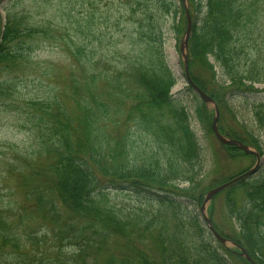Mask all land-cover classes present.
<instances>
[{
	"label": "trees",
	"instance_id": "16d2710c",
	"mask_svg": "<svg viewBox=\"0 0 264 264\" xmlns=\"http://www.w3.org/2000/svg\"><path fill=\"white\" fill-rule=\"evenodd\" d=\"M151 2H126L124 21L134 20L137 34L125 26L128 32L118 37L126 43L102 45L101 33L97 48L107 52L99 55L85 30L93 15L78 12L72 33L55 36L60 28L53 22L18 11L15 2L4 5L0 107L18 113L30 144L26 150L9 144L7 154L1 152L0 179L14 174L18 186L0 199V264H251L217 242L183 204L200 203L206 164L188 113L169 94L174 77L165 64L160 24L179 10L178 38L185 14L171 5L149 8ZM203 2L196 15L201 0H187L194 16L189 76L222 114L234 118L236 127L225 128V135L263 155L264 103L253 107L251 124H245L225 96L256 92L254 85L264 83V0ZM56 38L76 65L65 74L67 81L59 68L35 58L38 48ZM31 76L53 80L45 95L21 93L22 81ZM197 102L195 117L205 124L207 106ZM214 173L220 183L233 177ZM257 173L219 193L233 232L216 224L214 212L209 217L222 236L264 264V169ZM106 186L145 192L144 201L122 210Z\"/></svg>",
	"mask_w": 264,
	"mask_h": 264
},
{
	"label": "rangeland",
	"instance_id": "374dc122",
	"mask_svg": "<svg viewBox=\"0 0 264 264\" xmlns=\"http://www.w3.org/2000/svg\"><path fill=\"white\" fill-rule=\"evenodd\" d=\"M184 1L187 4V0ZM194 1L195 3H199L200 0ZM10 2H15L18 11H25L30 14L32 18L53 22L57 28H60L55 36L62 34L64 37H68L67 34L72 33L74 19L77 18L78 12H82L83 15H93V22L90 26H87L85 30L89 40L94 39V42L97 41L96 38L98 36L100 37L101 33L105 35L106 41L103 40L101 43L102 45H108V40L109 42H114L116 44L119 42L126 43V40H124L121 36L118 37L119 34L128 32L125 26H127L134 35L137 34L136 31L138 30L134 20L132 23L129 22L130 20L128 19L125 20L126 22L124 21V19L127 18L125 12L127 8L126 2H129V0H0L1 21L4 20V5ZM201 2L199 10L196 9V15L197 12L202 9L204 11V2L203 0H201ZM31 4L33 6H31ZM157 4L160 5V8H163L164 4L166 6H174L175 8L179 7L181 13H183L180 0H159L157 2L152 0L151 3H148V6L150 8V6H156ZM179 13V10L176 15L173 12L167 13L166 20L161 21L162 48L165 57V64L174 77L169 94L171 95L174 103L179 106H183L188 113L190 117V129L195 134L196 138H198V143L205 159V193L206 191L220 185V177L214 173L215 170L226 171L228 176H235L245 170L251 169L255 165L256 159L252 155L249 158L244 157L245 155L239 149L234 150L227 148V150L216 140L210 129L212 118L215 116L211 104L206 105L208 109V122L206 121L205 124H202L195 117V108L197 107L198 97L195 98L196 95L187 87L184 76V62L179 50L180 42L183 39L185 30V18H181L182 26L180 27V30L182 34L176 38V34L174 33V28H176L174 25L179 21ZM134 17L135 15H133V18ZM191 18L193 23L194 16H191ZM107 37H109V39ZM97 42L96 45H93V47L95 46L98 50L97 54L99 55L102 52H107V49L97 48ZM87 45L92 46L90 41H88ZM64 47V42L58 40V38H56V40L47 41L44 46H41L36 50L35 58L37 60L49 61V63L54 65V67L59 68L60 71L58 74L63 75L62 77H64V81H67L65 74H67L69 70H74L76 65L72 62L66 47ZM128 49V47H125L123 50L126 51ZM201 72L204 71L200 69L199 73ZM39 80H42V82ZM52 81L53 80L51 78L43 80L40 76H31L26 82L22 81L23 89H21V93L26 91L28 97L31 98L45 95L48 92V88L52 86ZM27 86L28 88H26ZM254 88H257L258 91L231 93L225 96V99L227 100L230 108L235 112L239 122L244 121L245 124H251L250 121L253 107L260 103H264V83L255 84ZM234 122L235 120L231 115H224L221 113V110L218 111V121L216 125L222 135L226 136L225 128H233L235 126ZM207 124L208 131L206 130ZM121 130L122 128L120 124H118V129L116 131L117 134L115 133L116 135L114 136H120ZM252 130L254 133H258L254 127ZM260 138L263 147V155H261L260 158V168L257 174L264 169V140L262 137ZM9 144L21 150L28 149L30 144L29 133L23 127L22 120L17 112L4 111L0 107V174H3V176L5 172H2V161L4 154H7L5 147ZM1 152L4 154H1ZM227 153L235 156H233V158H227ZM214 162L217 166L212 167ZM184 185L186 184L182 183L181 186ZM17 186L16 176L14 174H9L8 176L6 175L5 178L3 177L0 179V199H5L8 194V190ZM104 190H109L108 194L110 195L112 204L122 210L141 205V202L144 201L142 198L146 194L145 192L137 194L128 186H124L122 188L118 186L114 189L106 186ZM14 198L19 201L20 195L16 192ZM9 199H12V197H9ZM222 199L223 195L221 194H216L212 197L204 207V215L209 218L210 213L214 212L213 220L221 229H223L220 226L222 225L228 234L233 232L235 226L234 222L227 217V214L224 211V205L221 204ZM183 204L188 205L187 208L194 214H198L200 222L204 228H206V224L202 220L200 214V205L196 207L194 204L189 202H184ZM225 247L230 248L229 250L231 251L236 250L230 242H226ZM241 258L242 262L246 261L243 256Z\"/></svg>",
	"mask_w": 264,
	"mask_h": 264
},
{
	"label": "water",
	"instance_id": "95a60500",
	"mask_svg": "<svg viewBox=\"0 0 264 264\" xmlns=\"http://www.w3.org/2000/svg\"><path fill=\"white\" fill-rule=\"evenodd\" d=\"M185 13H186V18H187V27H186V32H185V35H184V39L183 41L181 42L180 44V51L182 53V57H183V60H184V70H185V73H186V76H187V80L189 82V84H191V86L193 87L194 91L197 93V95L204 101V102H207V103H211L214 105V109H215V116L213 118V121H212V130H213V133L215 135V137L218 139V141L222 144H225V145H236L238 148H240L243 152L245 153H252V151L246 146L244 145L243 143H241L240 141L238 140H233V139H227L225 138L224 136H222L218 130H217V127H216V121H217V107L216 105L214 104L213 100L208 96L206 95L204 92H202L198 87H196L191 81L190 79L188 78V74H187V66H186V63H187V57H186V54H185V49H186V46H187V40H188V36H189V33H190V29H191V21H190V18H189V15H188V11L187 9L185 8ZM258 167V163L255 165V167H253L252 169L248 170L247 172H245L244 174L234 178L233 180L227 182V183H224L220 186H217L211 190H209L207 192V194L204 196L203 198V203H202V206H201V211L203 210V207H204V204L211 199V197L216 194L217 192H219L220 190H222L224 187L228 186L229 184L235 182L236 180L242 178V177H245V176H248L250 175L251 173H253L256 168ZM206 222L209 224V229L210 231L214 234V236L220 241V242H223V238H221L217 232L213 229V227L210 225V222L208 219H206ZM241 249V253L243 254V256L248 260L250 261V257L248 256V254L242 249Z\"/></svg>",
	"mask_w": 264,
	"mask_h": 264
}]
</instances>
